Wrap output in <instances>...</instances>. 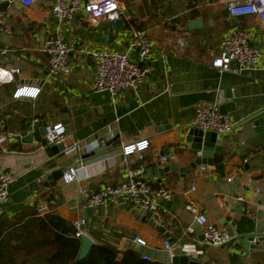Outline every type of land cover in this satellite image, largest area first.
<instances>
[{
	"label": "crops",
	"instance_id": "crops-1",
	"mask_svg": "<svg viewBox=\"0 0 264 264\" xmlns=\"http://www.w3.org/2000/svg\"><path fill=\"white\" fill-rule=\"evenodd\" d=\"M54 2L38 0L34 6L23 7L13 1L0 12V50H6L5 60H0V105L4 129L20 136L10 139L0 154V169L15 176L0 214L9 217L27 206L35 210L38 201H44L49 211L72 225L83 222L81 234L92 245L111 246L119 253L129 250L141 259L148 257L149 262L171 264L173 252L164 249V240L175 248L201 242V230L185 209L192 204L216 228L228 232L231 240L221 247H200L203 254L189 257L190 261L264 264L260 236L264 127L250 119L264 110V30L257 18L231 17L224 0H119L122 26L113 27L86 14L58 25L50 12ZM195 20L201 23L189 29ZM131 28L146 30L152 45L143 62L135 50L127 52L131 61L149 69L145 83L116 97L91 92L94 62L89 54L126 52L125 37ZM236 30L252 34L249 45L258 48L261 57L253 70L218 73L211 61L219 54L222 39ZM55 37L74 48L71 74L64 81L47 79L41 84L48 64L41 45ZM11 69L19 72L10 74ZM23 85L40 87L38 97L12 99L15 89ZM208 104H216L220 113L235 122L234 131L226 136L229 143L210 158L211 165L183 175L173 171L161 175L159 170L165 167L185 168L198 158L185 141L187 125L197 107ZM35 120L49 131L60 123L64 142L72 138L81 145L72 169L74 180L68 185L61 179L55 186H44L51 159L36 141L41 134L32 130ZM29 135L32 142L24 141ZM114 140L116 148L91 156ZM143 140L149 142L148 148L134 156H142L137 164L143 166L146 181L171 192L170 199L161 202L159 218L123 200L88 208L81 190L96 192L123 181L129 167L122 162L121 148ZM168 156L174 159L160 166L158 159ZM254 235L256 245L249 242ZM136 238L144 243L138 244Z\"/></svg>",
	"mask_w": 264,
	"mask_h": 264
},
{
	"label": "built area",
	"instance_id": "built-area-1",
	"mask_svg": "<svg viewBox=\"0 0 264 264\" xmlns=\"http://www.w3.org/2000/svg\"><path fill=\"white\" fill-rule=\"evenodd\" d=\"M18 2L23 7H31L38 3V0H0L1 3ZM228 13L231 17H240L253 15L257 18L259 24L264 30V0H224ZM51 15L58 24L72 22L79 14H86L91 18L104 22H116L123 19V11L119 0H55L51 7ZM3 24L2 15L0 14V30ZM7 34H11L9 30H3ZM252 34L236 30L231 32L220 42V52L213 57L211 67L218 73L230 72L240 74L247 70H253L259 58L261 51L256 47L249 45ZM126 52H92L89 54L90 59L94 62L93 76L90 82V91L94 93H106L111 97H116L123 91L135 90L144 84L149 73V69L130 60L128 53L135 50L139 61H146L152 51V45L148 38L146 30L129 29L125 37ZM41 50L47 55L48 64L46 77L42 80L44 83L47 79L66 80L71 74L70 56L74 53L71 44L65 42L60 37L50 38L42 43ZM6 50H0V60H5ZM2 70L0 69V72ZM18 69L9 70L10 74L18 73ZM40 87L34 86H18L12 94V99H36L40 93ZM4 117L2 115V107L0 105V149L4 148L10 139L20 136L16 132L4 129ZM38 124L37 120L34 121ZM235 122L226 114L219 112L216 104H208L197 107L194 117L190 120L187 128L199 129L203 132H212L217 136L226 137L234 131ZM50 144H59L64 142L65 130L58 123L50 131L48 135ZM149 146L147 140L130 143L121 148L122 162L129 167L126 171V178L116 185H106L96 192H88L86 189L81 190V194L86 199L88 208H100L109 203H115L123 200L128 204L138 208L143 213H150L151 216L159 218L158 210L161 202L168 201L171 192L163 186L154 187L145 179L144 168L138 165V160L142 156L135 157L136 153H141ZM129 149H131L129 151ZM81 145L72 143L66 147L64 153L68 156L78 155ZM199 156V154H198ZM174 159L173 156L160 157L158 164L160 166L167 165ZM247 159L244 160V163ZM65 173L62 180L64 185H68L74 180V172ZM232 177L227 181L231 182ZM15 182V176L6 170L0 169V205L6 203L9 198V188ZM264 194V188L262 190ZM186 211L194 216L195 224L201 230V242L196 244H185L180 247L183 255L192 257L200 256L203 251L200 247L212 246L221 247L231 240L228 232L216 228L205 214L188 204L185 206ZM48 207L44 201H38L35 206V212L42 217L48 213ZM83 222H76L73 226L76 229L75 236L80 238L81 227ZM187 233H192V228H187ZM260 236L264 238V227L260 232ZM257 236H252L249 242L252 245L257 244ZM135 241L143 244L139 238ZM163 247L168 252L176 249L168 240L163 241ZM143 260L148 261V257L143 256Z\"/></svg>",
	"mask_w": 264,
	"mask_h": 264
},
{
	"label": "trees",
	"instance_id": "trees-1",
	"mask_svg": "<svg viewBox=\"0 0 264 264\" xmlns=\"http://www.w3.org/2000/svg\"><path fill=\"white\" fill-rule=\"evenodd\" d=\"M75 234V227L51 210L42 217L28 206L9 217L0 214V264H160L107 245H92L78 259L81 241Z\"/></svg>",
	"mask_w": 264,
	"mask_h": 264
},
{
	"label": "water",
	"instance_id": "water-1",
	"mask_svg": "<svg viewBox=\"0 0 264 264\" xmlns=\"http://www.w3.org/2000/svg\"><path fill=\"white\" fill-rule=\"evenodd\" d=\"M8 5L9 4L7 2L1 3L0 12H5L8 8ZM122 23V20L116 22H108V24L113 27L122 26ZM200 23V20H195L192 21L188 27L189 29H191L192 26H195V28H197V25H199ZM250 119H256L254 121L255 126L264 127V110L258 112ZM32 130L38 131L41 134V136L36 138V141L41 144V146L45 149L48 158L51 159V163L49 164L48 170L49 172L47 173V178L46 182L44 183V186H55L57 181L61 180L66 172L75 168L79 160L77 159V157H69L64 153L65 148L71 146L73 140L72 138H69L66 139L63 143H59L56 145L50 144L47 138L50 131L44 124L42 126L36 124L32 126ZM32 140L33 135H29L28 137L24 138V141L27 142H32ZM185 141L186 143H190V148L197 154H199L198 158L192 164L185 168H176L170 166L165 167L162 170H159V173L161 175L169 171L177 172L183 175L184 173L189 172L198 166L211 165L210 158L220 153L223 147L229 143L228 137H218L215 133L203 132L202 130L194 128H191L187 131ZM116 147L117 144L115 143V140L112 142H108L104 144L100 150L91 154V156H93L94 154H101L105 152L108 148L114 149ZM261 151L264 153V145L261 147ZM1 153L2 151L0 149V154ZM152 170L153 172L155 171L154 169ZM164 203H166V201ZM147 215L150 216V213H147ZM80 241L81 246L79 250L78 259L84 258L92 246L91 241L84 235L80 236ZM206 262V259H203L198 262L190 261L189 257L182 254L180 248H176L173 250V257L171 259V264H206Z\"/></svg>",
	"mask_w": 264,
	"mask_h": 264
},
{
	"label": "snow or ice",
	"instance_id": "snow-or-ice-1",
	"mask_svg": "<svg viewBox=\"0 0 264 264\" xmlns=\"http://www.w3.org/2000/svg\"><path fill=\"white\" fill-rule=\"evenodd\" d=\"M131 149H129V151H130Z\"/></svg>",
	"mask_w": 264,
	"mask_h": 264
}]
</instances>
